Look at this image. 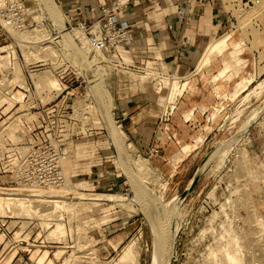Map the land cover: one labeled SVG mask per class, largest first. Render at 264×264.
Segmentation results:
<instances>
[{"label": "rangeland", "instance_id": "obj_1", "mask_svg": "<svg viewBox=\"0 0 264 264\" xmlns=\"http://www.w3.org/2000/svg\"><path fill=\"white\" fill-rule=\"evenodd\" d=\"M219 1L233 15V22L227 30L230 32V37L221 39V43L225 44L223 50L220 51L224 53L221 57L223 59L230 58L228 52L233 57L241 53L242 62L237 67L240 69L237 70L240 73V77L248 76L244 78L245 83L243 87L239 88L238 84L234 85V82L240 77L232 82L234 87L232 88V93L229 95L231 103L235 104L232 108L223 109L222 106L218 105L216 109L210 110L211 122L214 125L218 124L219 121L221 122L219 129H216V132L219 134L216 137L214 135L215 138L209 140L208 147L202 149L200 155L190 164L189 168H185L182 173L174 176V178L171 177L168 184L165 182L166 178L164 174L158 172L151 163H149L150 166L145 170V173H140V169L136 166V160L139 159L140 155L133 154L131 151L132 147L130 148V152H128L124 136V147L123 145H117V147L122 154L121 158L125 159L132 172L130 168H127L128 170L125 168L123 162L120 164L115 152H112L113 149L107 150L109 153L108 159H106L107 163H114L115 167H113V170L117 173H122L121 179L125 178L124 187L117 190L104 187L101 189L94 188L93 185L82 182L86 180L85 178L81 176L75 177V174L79 171L78 168L82 165L80 160L84 157V154L82 156L81 154L86 148L82 144L83 140L73 141L69 154H74L75 157L73 155L71 157L74 161L71 167L72 170L70 169L69 173L72 174L68 173L69 179L72 180L75 186L73 192L105 193L106 197L109 194L110 196L117 197L112 198L109 196L112 198L111 200L104 199L101 200L102 202L99 201L100 203H83L76 215L58 210V214L63 213L59 219L62 218L60 220L65 225V233L52 231L56 227L55 219H57L53 215L49 216L51 224L47 226L39 216L0 212L2 213L0 214V264H65L64 261L67 258L74 257L72 255L76 254V256H82L79 262L81 264H117L124 246L133 239H136L134 247L136 254L132 255L131 262L134 264H153L154 232L152 223L154 222V217L157 216V207L159 206V211L164 212L163 214L166 216L165 223L161 225L162 231L170 229L174 231H169L170 233L164 231V233L170 234L171 238L175 239H172L171 264H236L225 258L223 250L225 243L232 240L234 236L238 237L246 264H264V241L262 239L256 240L259 233L255 230L254 226L257 216L264 218V113L261 114L257 122L251 127V134L247 135L249 132L247 131L241 138L213 155V158L204 169L196 185L181 203V206L177 209L175 205L178 197L185 191L189 180L204 159L205 156L203 155L205 153L207 155L215 147H218L219 143L234 135L264 103V77L261 75L264 71V0H260V2L251 6L244 5L242 0ZM58 8L67 25L71 27L75 26L73 21L71 24L70 18L64 14L59 5ZM45 11L47 12L37 0H27L25 19L27 28L31 29L35 27L37 24V20H34L35 16L42 14L41 16L45 18V23L51 33L59 31L57 25L47 15L49 13L47 12L46 14ZM227 31H224L220 35L227 34ZM21 39L12 35V41L18 47L17 52L20 60L16 66V76L19 74V79L22 83H25V80L29 78H27L28 75L25 72L26 68L24 64L33 61H27L25 55H23L24 52L20 43L27 40L21 41ZM62 49L65 58L61 60L62 58L59 57L56 61L46 59L52 67L45 70H48L54 77H56L55 71L66 70L69 72V84L71 88L77 87L74 91L75 95L72 97L77 116L83 117L80 113L82 111L78 108V100H84L85 103L91 105L88 111L89 115H87L90 117L85 116V119H83V121L85 120L83 131H87V129H89L88 132L96 130L98 134L103 135L104 140L108 141L105 125L100 112L97 111L96 100L102 97V101L104 103L107 102V93L109 92L103 80L105 79V75L109 73L110 68L105 66L106 62L101 63V60L104 59L102 55L93 56L94 49L93 51L89 50V52L83 51L84 56L88 59L89 66H91L90 68L93 70L92 74L97 73L98 66H100L101 73L100 77L97 76L98 79L96 81L98 83H96L95 90H90L91 92L88 94V81H86L84 76V78L81 76L82 72L85 73L84 65L75 52L76 50L73 47L70 50ZM217 52L219 51L217 50ZM255 54H257L256 60L254 59L253 62H249L248 57L250 55L255 56ZM104 60L106 61V59ZM36 61L39 60H34L35 63ZM254 61H256L255 64ZM245 65H248L247 69L242 68ZM258 65L263 66L253 74V68ZM197 70L200 69L197 68ZM143 73L146 74V71L142 73L134 71L130 74L132 77H139L141 82L144 83L148 81L150 76H143ZM149 73L160 75L159 79H162L167 86L162 83L158 87L161 88L163 85L166 87L165 90H162L161 95L167 98L172 76L169 73L158 74L151 71ZM189 84V81L181 82V87L176 93L175 100L178 94L190 87ZM247 89L248 91L242 95L241 102L239 103L242 106L236 107L238 103H236L235 99ZM261 102L263 103L257 109H253L256 104ZM111 110L112 107L110 113L112 112ZM7 116H4L3 119H6ZM86 117L89 118V121ZM112 118L113 123L118 125L113 115ZM8 135L15 139L17 138L16 134V137ZM202 141L203 136H200L195 143L183 144L185 153L201 145ZM121 149H124V153ZM188 162L186 161L185 164ZM87 167L88 165L82 166V171ZM10 180L9 175L0 174V189H3L1 187L20 188V185L15 186ZM137 193H140V195L138 194V196ZM141 196L144 197L142 198ZM118 197L131 198L134 205L132 203H129L128 206L117 204V202L121 201L117 200ZM144 198L145 200H151L157 207H151L154 205L151 204L150 206L149 200V202L146 201L144 203ZM113 199L116 200L114 201ZM140 200H143V204ZM148 206L154 208L155 213ZM173 215H175L174 225L171 222ZM78 224L80 229L78 228ZM81 225L84 229L80 227ZM119 227H122V231L116 230ZM104 228H109V230L105 231ZM119 232H121L120 235ZM171 232L173 233L171 234ZM16 233L20 235V239L15 236ZM104 234L107 236H104ZM1 236L4 237L2 238ZM115 236L116 240H113ZM111 241L114 243L121 241V243L115 248L111 244ZM85 242L89 243L86 244ZM77 243H83V245L77 246ZM75 249L76 254H74ZM59 250L60 252L58 253ZM61 250L64 251L61 252ZM87 250L88 252H94L93 254H87ZM35 251L38 252V254L36 253L37 256L33 255ZM45 251H47L46 257L43 261H40V257L45 254ZM83 255L88 257H84ZM93 255H95V262L90 258ZM10 256L12 258L9 259ZM76 263L72 261L69 264Z\"/></svg>", "mask_w": 264, "mask_h": 264}, {"label": "crops", "instance_id": "obj_2", "mask_svg": "<svg viewBox=\"0 0 264 264\" xmlns=\"http://www.w3.org/2000/svg\"><path fill=\"white\" fill-rule=\"evenodd\" d=\"M55 1L73 22L98 17L102 5L115 8L117 22L127 27L128 39L115 48H108L105 53L109 60L101 61L110 68L104 77V85L111 95L112 115L124 131L128 152L132 147L133 154L147 157L151 165L164 174L165 182L170 183V178L189 168L202 149L208 147L209 140L219 134L216 129L221 122L216 125L211 122L210 110L218 105L223 109L232 108L235 105L229 97L232 88L248 77H240V68H237L242 62L241 53L233 57L228 52L230 58L223 59L224 53L215 51L210 64L197 70L206 46L230 28L231 11L219 0ZM248 58L253 62L257 54ZM261 66H255L253 74ZM242 68L247 69L248 65ZM134 71H146L142 75H149L148 81L142 83L139 77H132L130 73ZM150 71L180 76V81H189L190 87L178 94L174 102L169 101V94L167 98L161 95L166 87H158L165 84L159 79L160 75ZM261 75L264 77V71ZM219 76L221 78L217 79ZM247 91L235 99L236 107L241 105V97ZM200 136H203L201 145L185 153L183 144L195 143ZM81 140L86 149L81 154H84L80 160L82 165L75 177L85 178L82 182L94 188L122 189L125 178L121 179L122 173L115 172L114 163L108 164L106 160L107 150H112L109 138L106 141L93 130L82 131L74 141ZM186 161L189 162L185 164ZM87 165L82 171V166ZM120 243L111 241L115 248Z\"/></svg>", "mask_w": 264, "mask_h": 264}, {"label": "built area", "instance_id": "obj_3", "mask_svg": "<svg viewBox=\"0 0 264 264\" xmlns=\"http://www.w3.org/2000/svg\"><path fill=\"white\" fill-rule=\"evenodd\" d=\"M242 2L251 6L260 0ZM114 10L102 5L98 17L74 22L98 51L106 52L128 39L127 27L117 22ZM26 13L27 0H7L0 5V174L9 175L15 186L35 183L58 188L65 182L63 162L84 130L85 115L79 111L80 118L75 112L72 97L77 87L71 88L66 70L55 71L59 88H43L33 77V72L52 67L46 60L24 64L29 78L25 83L16 76L18 47L7 26L22 28ZM18 116L15 139L6 127Z\"/></svg>", "mask_w": 264, "mask_h": 264}, {"label": "bare ground", "instance_id": "obj_4", "mask_svg": "<svg viewBox=\"0 0 264 264\" xmlns=\"http://www.w3.org/2000/svg\"><path fill=\"white\" fill-rule=\"evenodd\" d=\"M6 1L7 0H0V5L4 4ZM37 1L39 2V4L44 9L47 10V12L49 14H47V12L45 11L46 14L53 21V23H55L57 25V27L59 28L58 29L59 31H57L56 33H51L47 24L45 23V18L43 16H41L42 14H40V15L38 14L37 16H35L34 20H37L36 21L37 24L35 27H33L31 29L27 28L26 22L22 28H16L14 26H7V29L10 31V33L12 35L17 36L18 38H22L21 41L27 40V41L22 42V43L19 42L20 45H22V50L24 52L23 55H25L27 61L28 60L29 61L30 60L31 61L46 60V59H52L53 61H56V60H58L59 57H61L62 58L61 60H63V58H65V55H64V51L62 48L70 50L73 47L76 50L75 52L78 54L79 59L81 60L82 64L84 65V72L85 73L82 72V74L81 73L80 74L82 77L84 76L86 78V81H88V94H90V92H91L90 90H95L96 83H98L96 80L98 79L97 76H99L101 74L100 73V66H98L97 70L95 69L97 73L92 74L93 70L90 68L91 66H89L88 59H87V57L84 56L83 51L86 50L89 52V50L93 51V49H94L95 50V51H93L94 57L97 55H102L104 57V59H106V60H109V58L107 57V55L104 51H102V50L98 51L94 48V46L92 45L91 41L89 40L87 34L85 33V31L82 28L76 27V26L71 27V26L67 25V22L62 18L63 16H62V14L58 8V4H56V2L54 0H37ZM25 19H26V17L24 18V21H26ZM229 34H230V32L227 31V34L225 33V34L219 36L218 38L211 41L206 46L205 52L201 56L202 58L200 59L201 61L198 65V69L202 70L205 66L210 64L211 55L213 52H215L217 50L220 52L221 50H223V48L225 47V44L221 43L222 42L221 39H227ZM17 40H19V39H17ZM117 59L118 58H116V60ZM154 72L159 73V74H165L166 73V72H161V71L160 72L154 71ZM92 75L95 77V79L92 78ZM17 76L19 78V74H17ZM171 76H172V78H171L172 82L170 85V92H169L168 98H169V101L174 102L176 93L178 92V90L181 87V81H180L181 78H180V76H177V75H171ZM33 77L37 81V83H39L40 86L43 88H59L60 87L59 80L56 77H54L52 74H50L48 70L33 72ZM220 78H221V76L217 77V79H220ZM244 83H245V80L244 79L241 80L238 83V87L239 88L243 87ZM239 88H237V89H239ZM107 97H108L107 102L106 103H104L103 101L102 102L109 112L111 107H112V99H111L110 93H107ZM99 100H102V97L99 98ZM78 104H79L78 108L80 111H82V114H84L85 116L89 115L88 111H89L91 105H88L87 103H85L84 100H78ZM93 107H94V105H93ZM76 109H77V107H76ZM171 109H172V107H171ZM97 111L99 112L98 108H97ZM111 114H112V112L110 113V115ZM87 117H90V116H87ZM111 117H112V115H111ZM20 118L21 117L18 116L16 118H14L10 122V124H8L9 126L6 127L8 130L5 128L7 130L8 134L16 137L15 129L20 124V121H19ZM87 119L89 121V118H87ZM87 119H86V121H87ZM112 121H113V118H112ZM111 135H112V138H113L114 143L116 145H120V146L123 145V147H124L123 137L125 136V134L119 125L112 124ZM124 149H126V148H124ZM124 149H121V151L123 152ZM72 155H73V157H75L74 154H71V155L69 154V156L63 162V168H64V173H65V182L59 188L54 187V186H49L48 188H42V187L38 186V184H35V183H31L28 185H20L19 186L20 188H17V187H9V188L1 187L3 189H0V212H3V213L5 212V214H6V212H11L15 215H23V214L26 215L27 214V215L39 216L42 219V222L45 225L47 224V226H49V224H51V222H49V216L53 215V216H56L57 219H55L56 220V227L52 231L65 233L64 232L66 230L65 225L60 220L62 218L59 219V217H61V215L63 214V213L58 214V212L60 210L62 212L66 211V212H69L71 214L76 215L78 213V211L80 210L79 209L80 206L83 203H86V204L93 203L94 204V203H97V202L104 200V199L111 200L112 198L117 197V196L113 197L112 195L110 196V194H109V196L112 198H110L108 195L106 197L105 193H103V194H101V193L100 194L99 193H90V192L89 193H85V192L84 193H81V192L74 193L73 191L75 189V186L72 183V180L69 179V176H68V173L70 172V169H71L73 161H74L71 159ZM149 163H150L149 159L147 157H144V156H140L139 159L136 160V166L140 169V173L146 172L145 170H147L150 166ZM69 174H72V173H69ZM140 193H137V195L138 194L140 195ZM141 197H138V198L142 199L144 196L142 198ZM113 200L115 201L116 199H113ZM117 200H121V201L117 202V204H120L122 206L123 205L128 206L129 203L133 204V201H132L133 199L127 198V197H118ZM143 200H145V198ZM143 200H140V201H142V204H143ZM148 200L149 199L145 200L144 203L146 201L147 202L150 201L149 205L150 206H151V204L154 205L151 207H155V208L157 207V206H155V204L152 203L151 200H149V201ZM134 201H136V200H134ZM150 206H148V207H150ZM151 207L149 209H153V212H154V208H151ZM159 207H157L158 211L160 209ZM171 210H172V208H171ZM158 211H157V216L154 217V222L152 223L153 224V232H154V238H153L154 239L153 240L154 263L153 264H171V257H172V250H173L172 249V246H173L172 239H174V238H171V235L170 234L167 235L166 233H164V231L169 232V231H173V230L170 229V230L162 231L161 225H163V223H165L164 220L166 219L165 218L166 216H165V214H163L164 212L162 213L161 211H159V212ZM0 214H2V213H0ZM252 221H254V220H252ZM254 224H255L254 225L255 230L259 233V234L256 233V234H258V236L256 237L257 238L256 240L262 239L264 241V218L261 216H257ZM164 226H165V224H164ZM80 227L82 229H84L82 227V225ZM78 228H79V224H78ZM175 229L178 230L177 228H175ZM173 232H171V234ZM15 236H17L18 238L20 237V235H18V233H16ZM17 237H15V238H17ZM253 240H254V238H253ZM251 241H252V239H251ZM80 242H83V241H80ZM88 243L89 242H87L86 244H88ZM86 244H84V245H86ZM82 245H83V243H77V246H82ZM135 245H136V239H133L132 241H130L129 243H127L124 246L123 251L119 257V262L117 264H134L133 262H131V257H132V255L136 254L135 249H134ZM84 250H85V248H84ZM223 250H224L225 258L229 259L230 262H233L236 264H246L245 259L243 257V252L241 251L243 249H241V246H240V243L238 241L237 236H234L232 240H230L228 243H225ZM62 251H64V250H61V252ZM74 251H75L74 254H76V249ZM59 252H60V250L58 251V253ZM80 252H82V251H80ZM87 252H88V250H87ZM93 252L90 251L87 254H93ZM36 253L38 254V252L35 251L33 253V255L37 256ZM46 253H47V251H45V254H43L40 257V261L44 260V258L46 257ZM76 255H72L74 257L70 256L71 258H69V259L67 258L64 261V263L69 264V263H72V261H74V262H77L76 264H81L79 262H80V258L82 256L81 255L76 256ZM11 256L9 257V259L12 258ZM84 257H88V256H84ZM90 258L92 260H94L95 255L91 256ZM6 260H8V259H6ZM94 262H95V260H94Z\"/></svg>", "mask_w": 264, "mask_h": 264}, {"label": "water", "instance_id": "obj_5", "mask_svg": "<svg viewBox=\"0 0 264 264\" xmlns=\"http://www.w3.org/2000/svg\"><path fill=\"white\" fill-rule=\"evenodd\" d=\"M55 1V0H54ZM56 2V1H55ZM57 4V2H56ZM92 78L95 79V77L92 75ZM99 98V96H98ZM97 99V98H96ZM97 101V106L99 108V112L102 118V121L105 125V129L111 144V147L113 149V151L115 152L116 157L119 159V162L121 164V162L124 163L125 168H130V166H128V163L125 161V159H122L121 156V152L119 150V148L117 147V145L114 143V140L112 138L111 135V127L113 121H112V117L110 115V111L108 112V110L106 109V107L104 106L102 100H96ZM264 113V103L263 105L252 115V117H250L248 119V121L240 128L236 131V133L232 136H230L228 139H226L225 141H222L221 143H219L218 147H215L210 153H207V155H205L204 159L202 160V162L199 164V166L197 167L196 171L194 172V174L192 175L191 179L189 180V183L185 189V191L182 193V195H180L178 197V201L176 202V206L177 209L179 206H181V203L186 199V197L188 196V194L191 192V190L193 189V187L196 185L197 181L199 180L201 174L203 173L204 169L207 167V165L209 164V162L211 161V159L213 158V155L215 153H218L219 150L228 147L229 145H231L233 142H235L236 140H238L239 138H241V136L243 134H245L247 131H249L251 129V127L253 126V124H255L257 122V120L260 118L261 114ZM123 165V164H122ZM121 165V167H122ZM130 171L132 172L131 168ZM172 224H174L175 222V215H173L172 219H171Z\"/></svg>", "mask_w": 264, "mask_h": 264}]
</instances>
